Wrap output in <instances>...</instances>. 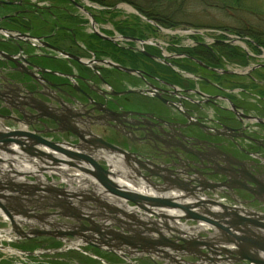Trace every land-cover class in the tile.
<instances>
[{
  "label": "flooded vegetation",
  "instance_id": "af4514ba",
  "mask_svg": "<svg viewBox=\"0 0 264 264\" xmlns=\"http://www.w3.org/2000/svg\"><path fill=\"white\" fill-rule=\"evenodd\" d=\"M39 1L0 0L2 125L24 126L56 142L76 143L80 137L86 145L108 142L129 155L127 164L148 168L143 172L157 186H187L207 198H222L246 215L264 213V95L257 89L258 99H252L250 88V83L264 88V80L254 76L259 71L222 73L220 67L233 59L201 42L193 47L168 42V55L155 45L141 52L138 41L157 29L134 13L130 22L117 23L125 40L93 39L82 19L63 24L69 23L62 19L66 12L83 0H64L72 8L58 0L46 7ZM98 13L100 22L109 18ZM92 51L121 69L105 63L96 75L91 68L97 65L72 58ZM14 243L22 250L62 245L53 237ZM129 252L124 248L121 254L130 261L105 254L118 264H131Z\"/></svg>",
  "mask_w": 264,
  "mask_h": 264
},
{
  "label": "bare ground",
  "instance_id": "6f19581e",
  "mask_svg": "<svg viewBox=\"0 0 264 264\" xmlns=\"http://www.w3.org/2000/svg\"><path fill=\"white\" fill-rule=\"evenodd\" d=\"M48 1L51 2V0H48ZM117 1L119 3L120 2L126 3L125 1H121V0H117ZM84 2H85V5H84V3H82V4L77 3V6L74 8L75 9H82L87 14H89L88 16H90V13L92 11L95 12L94 10H96L97 12H101L105 15L113 14L114 16H116V13H117V11L115 10L116 7L112 3L111 4H105V3L101 2V0L93 1V3L88 1V0H86ZM127 2L131 5L128 7L129 9H127V10L129 11V13L132 12L134 14H137V16L140 17L139 22L143 18V20L145 21V24L148 25L150 28H154V29L160 28L162 30H167L166 29L167 27L165 25L166 24L165 21L160 20L158 16H157V18H154V19L147 16L148 14H152V15L158 14L157 12H154L157 10L154 9V11H152L151 8L148 10L144 9L141 6L133 3L132 0H130V2L129 1H127ZM51 3H53V1ZM97 3H100L103 6V8L98 7L96 5ZM53 4H56V3H53ZM89 6L91 8L87 9ZM119 6L120 5H117V7H119ZM133 6H135V8H133ZM74 8L72 10H74ZM139 8H142V9H139ZM53 11H54V12H52L53 17H55L58 20L57 16L61 17L60 12H58V10H55V9H53ZM72 13H74V12L73 11L72 12H66L65 16L63 18L61 17L62 19L65 20V22H69V23H63L64 25H68V26H70L71 24L76 25V23L79 20L82 19V21L86 22V19H88V17L86 18V17L79 16L76 14L75 19L72 20L71 19ZM45 14H47V12ZM89 20L91 21V24L94 26V31L89 32L90 37L93 39H98L101 41V39L111 38V39H118L119 41H123L127 38V36H125L123 34H120V35H119V33L115 34L116 31H110V30L108 31L107 29L99 30L98 27L96 28L95 22H94V20L91 19V17L89 18ZM158 20H160V21H158ZM58 21L61 22L60 20H58ZM114 25L115 24H113V26ZM114 28H116V27L114 26ZM212 32H214V31L201 30L200 28H196V29L192 28V29H190V31L180 32V33L190 34V36L194 34L193 37H196L195 38L196 39L195 44H197L198 42H201L202 44H205L207 46H214L215 49L217 50V52H219L225 58L234 57L235 53L233 50H235V49L237 50V47H241L242 49H245L244 48L245 44L243 41H241L242 40L241 37H236L237 35L230 34V32H228L227 30H225V31L223 30V32H214L215 34H212ZM5 33H6L5 35H9V34H7V32H5ZM171 33L177 34L178 31L173 30ZM89 34L86 31H84V35L89 37ZM213 35H216V37H214ZM78 39L81 41L80 37H78ZM152 42L153 41H151V40L150 41H147V40L140 41L139 40L138 45L142 46V47L139 46V48L141 49V52L144 51V47H149L151 45H155V46H158V48L165 49V50H163V52L168 55V52L166 51V46H164L161 42L160 43H158L156 41L153 43ZM246 51H247L246 54L248 55L250 52L247 49H246ZM59 52L62 53V51H59ZM86 54L87 55H84V57H82V58L81 57L79 58V57L72 55V58L78 62L83 61L89 65L91 63L97 65V66H95V69L91 68L94 72L96 71L95 72L96 75L100 72V68H101L100 66H104L105 63H108L109 65H111L113 67L121 69V67L117 66V64L114 61L113 62L112 61L106 62L101 57H100V59H97L96 56L101 54L99 52L92 51L91 53H89V54L86 53ZM233 60H234V58H233ZM229 64H231V63L228 62V66L225 68L220 67L219 71L222 73H227V74H235V73L240 74V73H243L246 71L247 72H251V71L253 72L254 70L258 72L259 70L264 69V62H262V63L259 62V63L255 64V66L254 65L251 66L248 64V65L244 66V68H242V69L240 68V66H236L233 63H232V65H230V68H229ZM236 67L240 68V70H236ZM50 70L55 71L52 68H50ZM188 72L189 71H187L186 74ZM133 73H135L141 77V71L140 70H136V69L134 70L133 69ZM190 75H192V74L190 73ZM257 94L253 93L251 95V98L257 100L258 99ZM0 117H1V114H0ZM12 128L8 129V127L4 128V127L0 126V133L3 134L5 132H10V131L16 130V129H12ZM26 129H27V127H24V126H21L19 128V130L28 133L29 131H27ZM70 131L73 133V135L77 136L78 132L76 130H70ZM29 133H32L34 135V138L39 137V138H43L44 140L48 139V138L42 137L38 134H35L34 132H29ZM18 139L23 142V147L25 149L32 148L31 147V141H30L31 138L22 136V137H18ZM77 140L78 141H76V143L64 142L63 143L64 145H61L60 147L65 149V150H70L73 152H77L78 150H80L83 153H89L93 156L98 157L99 160H103L100 157L99 151H98L97 146L95 144L91 148L90 146H88L86 144H81L82 142H84L83 141L84 139L82 137L78 138ZM0 142H2V141H0ZM90 143H93V142H89L87 144H90ZM43 147H44L45 153L52 155L51 156L52 158L54 157V158H57L60 160H65V161L73 159V157L67 156L66 154H64L60 150L52 149V148H50V146H47L46 144H43ZM8 148L16 151L17 154H9L7 152V153L2 155V156L6 155L5 159L7 160V162H4V163L0 162V193L5 194L6 196L7 195L10 196L11 194H15L16 192H18V190L21 188V186L23 184H26V182H25L26 180H30L31 183L37 184L38 185L37 187L40 189V190H38V192L41 194H44L46 191H48L52 188V186L57 181V178L59 175H62V178L65 180L76 181L78 179L83 184H87L85 186L91 185V180H88V179L86 180L85 177H83L82 175L80 178L79 177L75 178V177H73V173L71 175L70 174H67V175L63 174L66 171L74 169V167H69L65 163L53 165L51 163L52 158L49 156L48 157L47 156L42 157V159L45 162L42 161L37 156L36 157L28 156L25 153V151L21 150L17 141L9 142ZM36 148L41 150L42 146H39V148H38V146H36ZM74 148L77 149V151ZM38 162L41 163L39 168L36 166ZM109 162L112 164V166L110 167L112 169L111 171L113 172L112 178H114V180H116V182L120 186V188H122V189L127 188L129 190H132L133 192L145 194V195L169 197L170 199L177 201V197L173 193L168 192V191L163 192V193H159L157 191H154V189H152L151 187L144 184L143 181L134 179V178L128 176L127 174H125L124 172H122V165L121 164H117L116 162H114L113 159H110ZM128 165L130 166L128 168L129 172L137 173L138 170H143L142 168H138L132 162H129ZM87 166L90 167L89 165H87ZM152 175H157V173L153 172ZM93 181H96L95 178ZM93 184H97L95 192H97L99 194L95 199H103V202H100L102 204L108 203L109 197H110L108 191L104 187H101L98 182L93 183ZM11 190L13 192H11ZM57 195L60 198L65 199L67 201V203H69L70 207L66 206V207L61 208L59 206L61 204V201L57 197ZM47 196H48L46 198L47 202L44 204H41V206L39 208V210L41 212H44L47 214L50 213L51 211L59 210L60 212H64L65 215H73V217H75V218L84 217L83 207L87 204H90V203L95 204V202H93L92 198H90L89 196H83L80 194V192H65V193L60 192L58 194L55 193L53 196L49 192ZM78 196H79V202L73 203V200L76 199ZM197 197H198V194L196 192H193L192 198H197ZM30 199H31V202H34V196H30ZM120 199L121 198H117V196H114V201L119 200L118 201L119 205L118 204L117 205L118 206H124L125 202H126L125 199L124 200L123 199L120 200ZM206 200H209V201H207V204H205L204 208L207 207L212 211H214L218 207H221V208L226 207V209L230 210V211H237L240 213L243 212L242 211L243 209L237 208L236 206L231 205L230 202L225 201L223 199L217 201L220 203L221 206L218 204H211L210 202L216 201L214 199L206 198ZM210 200H212V201H210ZM4 204L6 206L5 208L8 211H7V213L5 211H0V217L3 219L1 221H4V223H3L4 229L2 228V232H0V238H5V236H8L11 239H13L12 238L13 235L12 236L9 235V233L12 232V230H13V228H11L12 226H11L10 222H12V220L16 221V222L19 221L20 218L22 217V215L24 216V218L27 217L26 215H24L23 212H26L25 211L26 208H25L24 204H28V200L23 199L21 201L19 198H16V199L8 198V199H5ZM33 210H34V208H33ZM153 210H155L157 213H162L160 219L163 222L167 223L168 225L173 226V228L178 230L177 232H180V234L182 233L184 235L194 237L197 240L205 241V233L206 232L209 233V231L207 230V227H210V226H207V227L203 226V228L202 227L197 228L196 233H195V231L190 230L189 227L187 228L185 225H183L184 227L179 225V223H178L179 216H182L183 214H185L184 211H182L180 209H174V208L164 207V206H161L159 208L156 207V209H154V207H153ZM64 213H62V215L60 214L58 217L64 218V216H63ZM146 214L151 215V213H147V212H146ZM243 215H246V214H243ZM246 216L253 217L251 215H246ZM254 217H255V215H254ZM90 219L101 221V217L99 215H97V213H95V212L91 213L90 218L88 220H90ZM31 220H35V219L32 218ZM45 221H48V220H45ZM49 223H51V221H49ZM63 223L64 222H61V221L59 223L58 222H52V224L48 227V229L51 230L52 232L55 231L56 233H58V230H60L58 228H62V227H56L55 225L63 224ZM98 223H100V222H98ZM65 224H68V223H65ZM92 224L93 223H90V221H88L87 224H85V226H88L87 232H85L86 236H88V235L89 236H96L97 235V232L92 231V229H91L93 227ZM235 224L238 226L246 227L249 224V222L246 221L244 223H235ZM32 227H34V226H30V227L25 226V228H23V229L25 231H27L28 229H30ZM9 228H11V229L9 230ZM129 228L133 229L134 227L131 226ZM63 230H65V229H63ZM160 231L163 234H165L164 235L165 237L172 240L171 239V232L167 228H161ZM231 231L234 233L239 232L238 229L234 226L231 227ZM259 231L264 232V229L261 228ZM132 232L130 234H132ZM2 233H5V234H2ZM145 234H147V236H149V237L153 236L154 238L157 236L154 232L153 233L149 232V233H145ZM210 235L211 236L206 237V241H209L208 243L212 244V245H209L211 250L209 251V254H207V252H203V254L205 256H209V257L211 256L214 261H217L223 253H225L226 256L231 258V260L232 259L234 260V258H238V256H240L238 253L241 250H244L246 247V245H243L240 248V250H237L238 247H236V245H238V244H237L236 240H233V241L223 240L222 236L219 238L218 234H216V233H212ZM62 237L63 238L67 237V235L62 236ZM32 238H36V239H38V238H40V239L41 238H43V239L50 238L51 239V236L50 235H42V236H37V237H32ZM107 240H110V239H107ZM145 240H146L145 238L137 239L135 236H133V238H132L133 243L138 244V245L142 244V246L145 245L143 243L147 242V241L145 242ZM138 245H136L135 247H137ZM223 245H225V247ZM151 246L156 248V249L151 248V251L153 253H156L155 255L164 257L163 262L160 264H187V262L192 261L190 259L191 256H188L187 252L185 250H183V252L175 251V250H173V252L170 251L169 254L172 255L173 257H169L170 260L169 259L166 260L165 258H167V257L162 252V250H160V251L157 250L161 245H154L151 243ZM77 247H79L78 243H74V244H70V245L65 244L63 249L66 251L70 250L73 253L74 252L77 253L79 264H90L91 261H93L91 258L97 259L98 260L97 262L100 264H107L108 259H106V256L101 255L102 253L106 252L105 248L103 249L105 252H103V250L102 251L98 250L97 252L94 250H91V249L85 250V251H89L91 253V254H87L86 252L82 251L80 248H77ZM135 247H133V248H135ZM123 248H125V246ZM166 248H168V247L163 248V250H167ZM4 250L6 252H11V253L18 254V255L20 254L19 251L15 250L11 247L10 248H4ZM51 250H53L52 252L55 251L54 249H51ZM46 251H47V249H45V251H43V252H46ZM192 251L196 252L195 250H192ZM200 251H202V249ZM79 253L82 255H80ZM210 253H212V254L210 255ZM143 257H144V259H148L151 262L153 261V258L147 253L141 254L139 256L140 260ZM154 259H158V257H155ZM219 260L222 261V259H219ZM70 262L73 263L75 261H70ZM141 262H143V261H141ZM117 263H118V261H117ZM147 263H149V262H147ZM153 264H157V263L153 262ZM245 264H251V263L246 262Z\"/></svg>",
  "mask_w": 264,
  "mask_h": 264
},
{
  "label": "water",
  "instance_id": "95a60500",
  "mask_svg": "<svg viewBox=\"0 0 264 264\" xmlns=\"http://www.w3.org/2000/svg\"><path fill=\"white\" fill-rule=\"evenodd\" d=\"M29 137L31 138V147L30 149H25L23 147V142L18 139V137ZM0 162L4 163L7 162L5 158L2 157L3 154L9 153V154H17L16 151L11 150L8 148V143L11 141H17L21 150L25 151V153L28 156H33V157H39L42 161L43 156H49L51 157L52 155L46 154L45 151H42L40 149L36 148V144H46L47 146H50L52 149H57L66 154L69 157H73L71 160H60L57 158H52V164H62L65 163L69 167H74L76 168L79 172L84 173L86 175H89L93 179L101 184L109 194L113 196H117L118 198L125 199L126 201H130L136 205V207H133L134 210H139L141 212V216H139L137 213H127L126 210L121 208L120 206L113 204H102L100 202H103L101 199H95V197H90L93 199V202H95V206L97 207H103L107 206V211L108 212H103L102 214H97L101 217L100 220H93L90 219V223L92 224V231L97 232L96 236H86L85 232H87L88 226H85V224L82 222V219L84 217H79L76 218L80 224H58L55 225L56 227H62L58 228V233L55 231L52 232L51 230L48 229V227L52 224L49 223V221H45L41 219L42 214L44 212H41L39 210L41 204L46 203L47 201H42L44 197L48 196H42V194H39L38 190H40L37 186L35 185L34 189L30 191L28 187L29 185L33 184H23L21 188L16 192L15 194L5 195L0 193V211H5L7 213V209L5 208L4 201L5 199L12 198L16 199L19 198L21 201L23 199L28 200V204H24L25 206V211L23 212L24 215L27 217L20 218L19 221H13L10 222L11 228H13V232L19 235L22 238H27L30 239L32 237H37V236H42V235H50L51 237L63 240L62 236L65 235H73V236H78L79 238H82L85 242H88L92 245L98 246V247H104L108 250L113 251L114 249H119L125 246V249H130V254L134 253L133 251L131 252L132 249H136V251L140 254L147 253L149 254L152 258L153 261L156 262L155 257H158L159 260H164L162 256H157L155 255L156 253H153L151 251V248L156 249L155 247L151 246V243L154 245H161L157 250H162V252L165 254L167 258L166 260L169 259V257H173L170 255V251L173 252L175 251H181L185 250L187 252L188 256L197 258V261H189L187 264H211L209 263L203 255V248L207 249L210 251V246L212 244H209V241H202V240H197L194 237H189L186 238L181 235H174L171 233V239L165 237L160 229L162 227L167 228L170 232L175 231L177 232L173 226L168 225L167 223H163L162 225H159L162 220L160 219L162 213H157L154 209L159 208L161 206L164 207H170L174 209H180L185 212L182 216H179V219H186V220H195V221H202L208 224H212L220 231H222L224 235L223 240H229L233 241L236 240L237 244L236 247H238L237 250H240V248L243 245H246L244 250H241L238 254V258H234V260L231 258L227 257H220L219 259H222L225 263L229 264H237L240 261L247 260L251 264H264V232H260L259 230L261 228L264 229V214H260L259 216L253 215V217L243 215V213L237 212V211H230L227 210L226 207L222 208L223 212H217V211H212L209 208L205 207V204H207L206 199H199L195 200L193 202H182L177 198V201L170 199L169 197H162V196H151V195H145V194H140L133 192L132 190L129 189H122L120 186L117 184L116 180H114L113 177V172L111 171L110 168H104L97 160L96 158L89 154V153H83V152H73L70 150H65L61 148V145H58L57 143L44 140L43 138L36 137L34 138V135L32 133H27L23 132L21 130H15V131H10V132H5L3 134L0 133ZM108 147L112 148V146L108 145ZM40 160V161H41ZM41 161V162H42ZM45 162V161H44ZM89 165L90 167H88ZM39 168V166H38ZM32 187V186H31ZM27 189V190H26ZM62 189L57 190L56 189H50L46 192H50L51 194L53 193H60ZM165 191V190H164ZM11 192H13L11 190ZM65 193V192H64ZM17 194V195H16ZM193 195V194H192ZM30 196H34V202H31ZM189 196V195H188ZM186 196H183V198ZM78 198V197H77ZM61 204L59 205L61 208L69 206V203L65 199L60 200ZM212 201V200H210ZM211 204H218L220 205L219 202L217 201H212L210 202ZM147 205V206H146ZM149 206V207H148ZM221 206V205H220ZM70 207V206H69ZM34 208V210H33ZM198 208L199 210H195ZM155 211V212H154ZM151 213L155 218H147L146 214ZM60 214L64 212H58ZM65 215V213L63 214ZM145 215V217H143ZM35 220H31V219ZM161 220V221H160ZM248 221L249 224L246 227L243 226H238L235 223H244ZM100 222V223H98ZM54 225V224H53ZM25 226H34L27 231H25L23 228ZM133 226L134 228H129ZM234 226L238 229L239 232H232L231 227ZM117 229H116V228ZM65 229V230H63ZM132 229V230H131ZM244 230V231H243ZM133 231V232H132ZM132 232V234H130ZM155 233L157 236L154 238L153 236L149 237L145 233ZM180 233V232H179ZM85 234V235H84ZM99 235V236H98ZM135 236L137 239L139 238H145V242L143 243L145 245L142 246L135 244L132 242V238ZM110 239V240H107ZM65 241V240H63ZM67 242L69 240H66ZM177 242V243H176ZM173 244V245H171ZM138 245L137 247H135ZM145 246V247H144ZM225 247V245H223ZM135 247V248H133ZM166 248L167 250H163V248ZM0 248H3L0 246ZM202 249V251H200ZM192 250H195L196 252H193ZM28 254H33L36 252H27ZM202 254V255H201ZM222 255L226 256L225 253ZM218 259V260H219ZM170 260V259H169ZM214 261V260H213ZM160 264V263H157Z\"/></svg>",
  "mask_w": 264,
  "mask_h": 264
},
{
  "label": "rangeland",
  "instance_id": "374dc122",
  "mask_svg": "<svg viewBox=\"0 0 264 264\" xmlns=\"http://www.w3.org/2000/svg\"><path fill=\"white\" fill-rule=\"evenodd\" d=\"M52 1L53 3H56V0H51V2ZM58 1L63 2L64 6H68L67 2L64 0ZM84 1L86 0H83V3ZM88 1L93 3V1L96 0ZM51 2L48 0H42L40 3L43 4L42 6L46 7L53 4ZM101 2L105 4L112 3L113 5H115V7L117 5H120L119 7H117L119 11H117L116 13L119 14L116 15L115 18L114 16L109 14V18L106 21L100 22L96 15L100 14L96 10H94L95 12H91L89 10L91 12L90 16H88L89 14H87L82 9H74L70 10V12L73 11L74 15L77 14L86 18L88 17V19H86L88 25L83 26V29H86V31L88 32L94 31V26L89 20V18L91 17V19L95 22L96 28L98 27L99 30L107 29L108 31H116L115 34L119 33L120 35V26L117 25V23L119 24L120 22H125L124 20H128L129 22L131 21L129 17H131L130 13L132 12L129 13V11L127 10L129 9L128 7L131 5L128 2L119 3L117 0H101ZM132 2L147 10L150 8L152 9V11H154V9L157 10L154 12H157L160 20H163L166 23L165 25L167 27V30H162L159 28L156 31H150L149 33L147 32L146 36H148L145 37V40L147 41L151 40L153 42H161L163 45L168 42H175L179 44V46L193 47V45H195L196 40V37H193L194 34L190 36V34H182L180 32L190 31V29L192 28H200L201 30H211L214 32H223V30H227L228 32H230V34L237 35L236 37H241V41H243L245 44V46L243 45L244 48H246L250 52V55H247L246 49L237 47L239 54H245V58L248 59L244 58L243 60L245 61H243V57L234 58V62H229L231 63L229 64V68L232 63L236 66H246L248 64L251 66H255V64L259 62H264V46L257 43L255 39V34L261 33V38L264 41V0H246V2L243 1L242 5L244 7L241 9L232 8L228 5L224 6L222 3L223 1L220 3L218 0H132ZM156 4L158 7L156 6ZM96 5L98 7H102L100 3H97ZM68 7L72 8V6ZM261 7H263L262 12L260 10ZM90 8L91 7L89 6L87 9ZM133 8H135V6H133ZM137 17L140 19L139 16ZM141 21L145 22L143 18ZM113 24H115L114 26L116 28H114ZM173 30L178 31V33H171ZM214 32H212V34H215ZM213 36L216 37V35ZM139 46L140 45H138V47ZM246 60H248V62ZM240 61H242L243 63ZM236 70H240V68L236 67ZM254 76L256 78H261L264 80V70H259V72L255 73ZM257 85L258 84L250 83V88L252 89V92H259L256 90L259 89L261 86L258 85L257 87ZM1 220L3 219L0 217V232H2V228L4 229V221ZM0 243L6 244L11 247V245L13 244V240H11L10 237L5 236V238H0ZM50 247L47 248V251L43 252L41 256H28L26 261L17 254L6 252L5 250H0V264H21L22 262H28V264H77V262H79L77 253H73L70 250H64L63 244L59 246ZM51 249H54L55 251L52 252L53 250ZM101 255L106 256L105 253H102ZM91 259L93 261H91L90 264H100L97 262V259ZM132 259L136 262L138 261L139 263L143 261L142 264H153V262H155H151L148 259H144V257L142 258L143 260H140L139 256H132ZM70 261L75 262L72 263ZM156 262L160 263V260L156 259Z\"/></svg>",
  "mask_w": 264,
  "mask_h": 264
},
{
  "label": "trees",
  "instance_id": "16d2710c",
  "mask_svg": "<svg viewBox=\"0 0 264 264\" xmlns=\"http://www.w3.org/2000/svg\"><path fill=\"white\" fill-rule=\"evenodd\" d=\"M121 1H125V2H127V1H129L130 2V0H121ZM220 3L222 2L223 3V5L225 6V5H228V6H231L232 8H238V9H241V8H243L244 6L242 5V2L243 1H245L246 2V0H218ZM159 5V4H158ZM156 6H157V4H156ZM158 7V6H157ZM139 9H142V8H139ZM236 10V9H235ZM260 10H261V12L263 11V7H261L260 8ZM147 16H149V17H151V18H157V16H158V14H154V15H152V14H148ZM159 17V16H158ZM160 19V18H159ZM158 21H160V20H158ZM163 23V22H162ZM120 32H121V34L123 33L121 30H120ZM262 34L261 33H259V34H255V36H256V41H257V43H259V44H261V45H263L264 46V41L262 40V36H261ZM234 51V53H235V56L234 57H231L230 59H233V58H237V57H243L242 59H244L245 57V54L244 55H240L239 54V51L238 50H233ZM257 87H258V85H257ZM258 90H260L261 91V93H262V95H264V88H259ZM257 91V90H256ZM263 91V92H262Z\"/></svg>",
  "mask_w": 264,
  "mask_h": 264
}]
</instances>
